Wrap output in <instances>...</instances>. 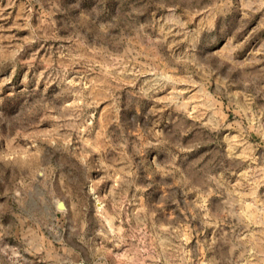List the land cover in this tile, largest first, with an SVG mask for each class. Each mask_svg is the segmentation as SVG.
Segmentation results:
<instances>
[{"label": "rangeland", "instance_id": "374dc122", "mask_svg": "<svg viewBox=\"0 0 264 264\" xmlns=\"http://www.w3.org/2000/svg\"><path fill=\"white\" fill-rule=\"evenodd\" d=\"M0 264H264V0H0Z\"/></svg>", "mask_w": 264, "mask_h": 264}, {"label": "water", "instance_id": "95a60500", "mask_svg": "<svg viewBox=\"0 0 264 264\" xmlns=\"http://www.w3.org/2000/svg\"><path fill=\"white\" fill-rule=\"evenodd\" d=\"M59 207L61 208L62 207V204L59 203Z\"/></svg>", "mask_w": 264, "mask_h": 264}, {"label": "bare ground", "instance_id": "6f19581e", "mask_svg": "<svg viewBox=\"0 0 264 264\" xmlns=\"http://www.w3.org/2000/svg\"><path fill=\"white\" fill-rule=\"evenodd\" d=\"M61 204V203H60ZM63 206V205H62ZM62 208V207H61Z\"/></svg>", "mask_w": 264, "mask_h": 264}]
</instances>
